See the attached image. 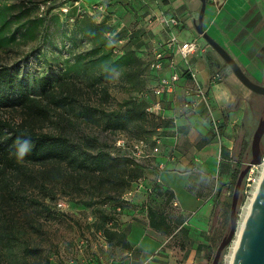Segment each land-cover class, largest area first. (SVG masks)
<instances>
[{
  "label": "crops",
  "instance_id": "0c3cea01",
  "mask_svg": "<svg viewBox=\"0 0 264 264\" xmlns=\"http://www.w3.org/2000/svg\"><path fill=\"white\" fill-rule=\"evenodd\" d=\"M132 1L139 14L148 11L159 21L154 33L161 39L164 59L162 69L153 72L152 88L157 79H169L172 74L179 78L172 91L153 94L154 104L160 105L161 118L169 127L157 140V151L137 159L143 167L142 187L133 184L132 195L125 196L128 203L117 220V232L125 234L123 243L113 241L82 263L209 264L230 205L234 175L239 161L242 165L247 161L261 118L255 124V110L247 106L253 93L195 31L200 0L124 2ZM206 2L204 30L254 82L264 85V0ZM163 18H176L178 26L163 25ZM171 36L178 42L173 47L167 44ZM192 41H196L194 52L183 58L181 44ZM196 84L202 95L196 92ZM187 103L190 108L185 110ZM243 142L247 149L239 160L234 155L241 152ZM147 188L157 190L151 194ZM98 240L103 242L104 238L99 236Z\"/></svg>",
  "mask_w": 264,
  "mask_h": 264
},
{
  "label": "trees",
  "instance_id": "16d2710c",
  "mask_svg": "<svg viewBox=\"0 0 264 264\" xmlns=\"http://www.w3.org/2000/svg\"><path fill=\"white\" fill-rule=\"evenodd\" d=\"M105 6L104 13H97L100 18H104L109 13L110 4ZM69 15H64V18ZM10 21L8 16L3 12L0 13V47L10 46L18 41L16 35L20 39H26L30 33V24L35 23L34 20L23 22L15 34H6L4 28ZM76 31L88 37L93 43L90 56H76L73 64L76 74H81L85 85L66 79L64 82H59L58 86L56 85V95L54 91L56 86H50L52 78H41L37 85L39 95H36L28 83H23L22 79L0 64V107H19L26 116L25 122L15 128L9 122L0 119V211L11 205L25 206L30 208L27 211L34 212H37L34 209L43 208L47 215L46 219L49 220L54 218V212L50 204L46 203V199L56 201L57 194L77 197L79 201L87 205H92L95 198L115 201L112 210L108 211L102 207L94 208L96 213L94 222L91 224L92 231L102 235L104 241L110 246L113 241L115 244L123 243L125 234L118 233L116 230L119 213L128 203L123 194L126 195L132 191L133 184L139 183L143 176V167L137 161V152L124 155L122 152L124 150L130 152L131 146L127 141L123 142L122 147L116 146L114 138L118 132L128 128L139 133L138 128L146 125L148 114L137 112L139 101L137 98L121 104L120 109L111 111L89 104H82L78 108L74 104L80 90L86 91L89 100L98 97L100 106L102 102L110 100L108 82L116 75H119L122 80H127L131 86L137 85L134 80L138 75L135 73L133 62L132 65L131 62L127 63L129 67L124 69L122 74L120 65L124 66L129 58L131 61L135 59L134 54L140 45L112 60L109 56L110 50H105L110 40L104 38L107 33L104 24H97L86 19L79 23L74 34ZM162 48L163 46L158 45L155 47L158 51ZM149 78L151 79L150 92L153 95L151 86L153 73ZM44 100L47 102L44 103ZM54 102L57 106L66 105V107L63 106L66 108L63 114H56L60 115L57 121L62 123L63 131L48 134L27 127V120L49 119L53 111L50 106L54 105ZM96 112L99 113L101 121L96 120ZM149 113L162 120L161 115ZM66 114H70L68 118ZM131 118H136L137 123L129 124ZM168 127L169 122H162L164 130ZM66 128H71L72 131L67 132ZM29 138L34 146L31 152L21 159L18 157V141ZM157 140L151 146L143 140H138L137 143L139 146L140 142H143L145 147L141 151L145 153L144 155H149L151 151L153 152ZM111 147L114 148L113 151L110 150ZM246 149L247 143L243 142L241 152L234 157L242 160ZM242 163L239 161V169L234 175L230 188L231 196ZM9 171L15 177L12 180V185L17 184L15 191L10 190ZM27 182L33 187H29ZM156 190V188H147V192L151 194ZM25 193L30 194L26 197ZM120 196H123L121 200ZM229 209L230 205L227 210L228 215ZM31 223H37V226H32L34 232H42L39 221L31 220ZM42 239L44 236L40 240L25 236L15 215H5V219L3 215H0V264L3 262L6 264H51L49 256L42 255L40 249Z\"/></svg>",
  "mask_w": 264,
  "mask_h": 264
},
{
  "label": "rangeland",
  "instance_id": "374dc122",
  "mask_svg": "<svg viewBox=\"0 0 264 264\" xmlns=\"http://www.w3.org/2000/svg\"><path fill=\"white\" fill-rule=\"evenodd\" d=\"M87 1L90 0L84 1L86 5L93 4L87 3ZM91 1L96 2V0ZM124 1L113 0L110 3L109 13L104 18H100L98 14L97 16L86 15L83 18H79L76 15V9H71V14L69 12L70 15L68 14L69 16L64 18L60 8L64 4L72 6L74 0H0V13L3 12L11 20L4 28L6 34H15L23 22L30 20H34L35 22L30 24V33L26 39H20L16 35L18 41L12 43L10 46L0 47V64L7 67L13 75L22 79L23 83H28L34 94L39 95L37 85L41 78H52L50 86H56L59 82H64L66 79L76 81L79 85H85L81 74H76V70L73 68L76 56H90V50L93 46L88 37L79 34L77 31L74 34L77 26L83 20L88 19L97 24H104L107 30L104 38L110 40L109 44L105 46V50H110L109 56L112 60L122 56L125 51L134 50L140 45V48L134 54L135 59L131 61L129 58L126 60L124 66H122L123 64L120 65V72L122 74L124 69L129 67L127 63L131 62L132 65L133 62L135 73L138 75L134 80V83L137 85L131 86L127 80H122L119 75H116V77L111 78L108 82L109 93L111 94L110 100L102 102L100 106L98 97L89 100V95L86 91L80 90L74 104L78 108L82 104H89L105 111H111L120 109L121 104L137 98L139 100L137 112L148 114L146 115V125L138 128L139 133L129 128L122 130L117 133L114 139L117 143L115 144L116 146L127 141L132 149L130 152L124 150L122 153L127 155L131 152H137L136 157L138 159L143 158L145 154L143 151L138 152L136 147L138 146V140H143L151 146L155 140L160 139L166 134V130L162 128V122L166 120H159L147 111L155 102L150 92L151 79L149 77L154 72V69L151 67L155 56L154 50L156 45L161 42V39L154 33L156 26L159 24L157 16L148 11L139 14V8L135 2L126 3ZM225 67L231 71L226 64ZM70 88L72 89V86ZM54 91L57 95V90L55 89ZM43 102L47 101L44 100ZM63 106L66 107L63 104L62 107L57 106L54 102V105L50 106L53 111L50 113L49 119L37 118L35 120H27V127L41 133H60L63 131L61 129L62 123H58L57 118L60 115L56 114H63V110L66 109ZM247 106L255 110L253 120L255 124L257 118L264 117L263 97L252 94L248 99ZM69 115L66 114V118ZM95 116L97 121H101L98 112H96ZM237 116L239 117L241 114ZM25 118L23 110L19 107H0V119L9 122L13 128L24 123ZM135 123H137V119L131 118L129 124L134 125ZM66 131L71 132L72 129L66 128ZM134 144L135 146H133ZM262 147L264 150L263 145ZM110 150L113 151L114 148L111 147ZM249 158L250 154L247 156V161ZM253 170V176L260 178L262 169L257 167L253 168ZM14 178V175L9 171L8 180L11 191H15L17 187V184L15 186L12 185ZM27 185L33 187L29 185V182H27ZM29 194L25 193L24 195L27 197ZM57 195L56 201L46 199V203L50 204L54 212V218L52 219H46L47 215L43 208L38 209L36 207L37 209L34 210H37V212H34L32 210L27 211L30 208H25V206L20 207L15 205L4 207L0 211V215H3L4 219L5 215H15L21 230L25 232V236L34 237L36 240H40L44 236L40 249L44 257L49 256L51 264H83V259L92 252H99L101 249L108 248L104 240L103 242L98 240L99 236L102 235L92 231L91 224L94 222V214L96 213V209L94 208L102 207L109 211L112 210L111 208L115 204V201L95 198L92 205H87L79 201L77 197L74 198L62 194ZM243 195L242 189L238 227H240L243 221L246 204L251 198L250 196L248 199L243 197ZM123 196L124 198L125 196L127 197L124 194ZM123 196L119 197L120 200ZM31 220L33 222L39 221L42 232H34L32 226H37V223H31ZM228 225L229 215L226 213L221 235L217 238L209 264L212 262L218 244L228 230ZM30 247L32 248L31 245ZM232 247L233 243L224 252L222 264H229ZM2 264L6 263L3 262Z\"/></svg>",
  "mask_w": 264,
  "mask_h": 264
},
{
  "label": "water",
  "instance_id": "95a60500",
  "mask_svg": "<svg viewBox=\"0 0 264 264\" xmlns=\"http://www.w3.org/2000/svg\"><path fill=\"white\" fill-rule=\"evenodd\" d=\"M200 3L198 16L194 20V29L197 34L218 54L245 88L251 93L264 98V85L254 82L230 53L204 30L207 2L206 0H200ZM263 142L264 117L259 120L253 133L250 144V158L244 163L236 179L230 202L228 230L218 244L211 264H222L224 252L237 236L239 206L242 199L244 180L252 167L258 166L264 161ZM230 264H264V171L244 221L239 244L231 257Z\"/></svg>",
  "mask_w": 264,
  "mask_h": 264
},
{
  "label": "built area",
  "instance_id": "2783aa9c",
  "mask_svg": "<svg viewBox=\"0 0 264 264\" xmlns=\"http://www.w3.org/2000/svg\"><path fill=\"white\" fill-rule=\"evenodd\" d=\"M128 1V0H127ZM131 1V0H129ZM71 9H76V15L79 18H82L84 16H95L97 13H104L106 11V6L103 3L97 2V3H93L91 5H86L84 0H74V3L72 4V6H68L67 4H64L61 8L60 11L63 15H68ZM161 23L163 25L169 26V27H176L178 26V20L176 18H163ZM167 44H170L171 47H173L174 45H177V39L174 36H171L169 42ZM166 44V45H167ZM158 46L160 45L159 43L157 44ZM196 48V41H192L190 43H183L180 46V53L182 55L183 58H186L190 53L194 52ZM154 60L152 62L151 67L154 70H161L163 67V60L162 58H164V54L160 51H158L157 49L154 50ZM173 63H170V66H172ZM191 76L193 79H195V73L191 72ZM178 74H172L170 76L169 79H165V78H161L158 81V84L155 86V88L153 89V93L156 96H161L164 92L166 91H172L173 88L176 86V83L178 81ZM196 92L199 95H202V90L200 88V86L198 84H196ZM185 110H188L190 108V103H187L184 105ZM149 112L155 114V115H160V105L159 104H154L152 107H150L148 109ZM217 128V125H216ZM124 143H121L120 145L118 144V146H123ZM145 147L143 142H140L139 146H137L138 151L140 152L141 150H143V148ZM154 152L157 151L156 148L153 149ZM264 161L258 165V166H254L252 167V169L249 171V173L247 174L245 180H244V184H243V197L246 198H250V196L252 197L253 195V191L256 188V185L258 184L259 178L256 176H253V168H262ZM138 189L142 187V183L139 182L138 183ZM127 196H131L132 195V191L128 192L126 194ZM176 205V204H174Z\"/></svg>",
  "mask_w": 264,
  "mask_h": 264
},
{
  "label": "bare ground",
  "instance_id": "6f19581e",
  "mask_svg": "<svg viewBox=\"0 0 264 264\" xmlns=\"http://www.w3.org/2000/svg\"><path fill=\"white\" fill-rule=\"evenodd\" d=\"M262 168H263V170H262L261 176H260V178H259L258 184L256 185V188H255V190L253 191V195H252V197L249 199V201H248L247 204H246V210H245V213L242 212V213H244V217H243V221H242V223H241V225H240V227H239V229H238V231H237L236 239H235L234 242H233V247H232V252H231V255H230V260H231V257H232V255H233L235 249L237 248V246H238V244H239V239H240L241 230H242V227H243L244 221H245V219H246V217H247V214H248V212H249V209H250V206H251V203H252L253 197L255 196V194H256V192H257V188H258L259 182H260L261 177H262V175H263V171H264V163H263V165H262ZM243 209H244V208H243ZM229 264H230V262H229Z\"/></svg>",
  "mask_w": 264,
  "mask_h": 264
},
{
  "label": "clouds",
  "instance_id": "9594fccd",
  "mask_svg": "<svg viewBox=\"0 0 264 264\" xmlns=\"http://www.w3.org/2000/svg\"><path fill=\"white\" fill-rule=\"evenodd\" d=\"M19 148H18V157L23 158L25 155L29 154L33 148V144L31 139H24L22 141H18Z\"/></svg>",
  "mask_w": 264,
  "mask_h": 264
}]
</instances>
